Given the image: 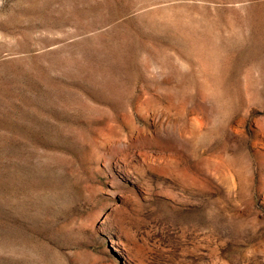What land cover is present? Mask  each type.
<instances>
[{
  "label": "rangeland",
  "instance_id": "374dc122",
  "mask_svg": "<svg viewBox=\"0 0 264 264\" xmlns=\"http://www.w3.org/2000/svg\"><path fill=\"white\" fill-rule=\"evenodd\" d=\"M0 264H264V0H0Z\"/></svg>",
  "mask_w": 264,
  "mask_h": 264
}]
</instances>
